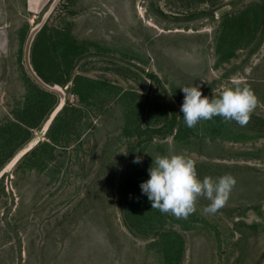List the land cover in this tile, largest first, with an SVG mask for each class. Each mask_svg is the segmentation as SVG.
I'll list each match as a JSON object with an SVG mask.
<instances>
[{
    "label": "rangeland",
    "instance_id": "374dc122",
    "mask_svg": "<svg viewBox=\"0 0 264 264\" xmlns=\"http://www.w3.org/2000/svg\"><path fill=\"white\" fill-rule=\"evenodd\" d=\"M252 1L261 2L0 0V126L15 122L11 111L27 98L25 79L31 76L24 63L25 43L31 29L41 24L48 32L54 28L69 30L78 40L92 41V51L73 61L72 77L81 74L117 85L127 92L125 102L128 98L131 105L143 107L150 128L163 127L173 111L180 118L184 96L180 87L199 85L211 98L227 86H239L249 88L257 104L246 125L228 122L242 134H255L258 127H264L256 119H264V26H258L248 45L219 67L215 65L213 44L220 16L237 12ZM226 7L224 13L217 14ZM247 12L253 22L256 13H251V8ZM245 28L241 14L239 34L243 35ZM45 39L44 32L36 41L30 62L36 73L53 81L58 75L57 62L48 58L43 47ZM230 44L231 40H226V45ZM250 48L254 52L248 54ZM39 86L57 94L53 111L57 110L62 104L60 94ZM56 86L64 103L69 100V109L79 104L80 98L70 90L71 80L64 88ZM96 95L105 94L97 91ZM93 101L96 104L91 120L96 128L81 136L84 139L89 134L81 153L70 155L69 149L76 146L70 141L66 154L58 147L52 149V157H41L43 162L38 167H29L35 164L31 161L38 158L37 154L20 163L29 146L46 139L45 122L41 129H32L31 140L17 152L25 150L14 163L9 165L17 154L0 171V264H163L156 246L148 247L156 237L135 235L124 223L125 208L117 189L124 169L119 152H126L127 141H113L112 136L119 130L108 135L103 132L109 124L98 114L102 101ZM115 105L122 108L118 100L106 112ZM163 113L167 120L160 119ZM108 116L103 119L115 118ZM192 128V137L207 136L206 145L179 150L211 164L209 177L213 180L230 174L236 183L215 213L205 211L210 202L203 196L187 218L157 211L166 228L183 236L185 249L179 264H264V137L236 141L217 136L211 141L203 120ZM172 141L173 135L164 139L156 135L143 157L155 160L160 155L177 153ZM91 151L96 159H90ZM243 151H251V156L246 159L236 155Z\"/></svg>",
    "mask_w": 264,
    "mask_h": 264
},
{
    "label": "trees",
    "instance_id": "16d2710c",
    "mask_svg": "<svg viewBox=\"0 0 264 264\" xmlns=\"http://www.w3.org/2000/svg\"><path fill=\"white\" fill-rule=\"evenodd\" d=\"M249 8H251V13H256V18L253 22L247 15V9ZM238 12H242L241 14L244 15L245 19L246 28L242 30L243 35L238 32V20L241 15H236ZM220 17L222 19L219 22L220 28L215 32L217 34L213 39L216 67L231 61V59L236 56L237 50L242 49L244 45H248L256 34V28L258 26H264V0H261V2H249L237 12H225ZM243 25V22L240 21V29H242ZM44 32L46 33V39L45 45L43 43V47L46 50L48 58L54 60L55 63L57 62L56 70L58 75L55 80L48 81V79L42 77L38 72L37 74L46 83L53 85L57 84L62 88L71 80L72 88H70V90L78 95L80 102L77 106L69 109L66 105V102L69 100H65V103L54 115L47 128L46 139L42 141L39 140L33 145L21 157L20 163L27 162L28 156L37 154L38 158L31 161L35 164L29 165V167H38L43 162L41 157H44V160L45 158L52 157H50V155H52V149L55 150V148L57 149L58 147L63 154H66V148L70 146L68 145L70 141L76 145L69 149L70 155L72 156L73 153H76V155L81 153L84 142H88L87 136L89 134L84 139H81V136L84 135L88 129L92 127L96 128L94 124L92 125L91 120V116L94 114L92 106L96 104L93 99L100 98L102 103L99 104L98 114L101 116L102 120H104V123L109 124L103 132L108 135L111 132L119 130L112 136L113 141L122 140L124 143L127 141L125 143L126 152H119V158L123 162L124 169L120 174L117 189V194L120 196L125 208L123 213L124 223L135 235L145 238L156 237V239L153 238L152 242H149L148 247L156 246L155 252L162 253L161 262L163 264H179L185 249L183 236L174 232V230L166 228L165 223L159 218V214H157L158 209L151 208L150 201L140 189V183L148 178L149 173L147 170L154 161L152 158L147 159L143 157L145 155L144 150L148 146L153 145V139L156 138V135L162 139L166 138L167 135H173L172 145L175 147V152L185 154L181 152L179 148H188L189 145L190 147L192 146V148L194 145H206L204 139L207 138V136L204 135L201 137V135H197L198 139L192 137L193 135L191 132L193 128L186 126L181 111L180 118H177L178 114L173 111L169 121H166L163 127L150 128L151 122L146 121L143 114V107L140 108L131 105L128 98L125 102L126 97L124 95L127 94V92L125 93L124 90L122 91L117 85L109 84L102 80L96 81V79L81 74H75L72 77L73 61L89 54L92 51L89 47L93 42L78 40L73 37L69 30L54 28L48 32L46 27H42L32 44L30 60L31 54H33L34 49H36L35 45L37 39L40 34ZM22 39L23 37H21V41ZM228 39L231 40L229 46L226 45V40ZM257 43H261L260 38L257 39ZM253 52L254 49L250 48L248 54ZM227 75V72L223 74L224 77H227ZM25 80L28 91V93L26 91L27 94H25L27 98L23 105H18L15 110L11 111L15 118L13 121L15 122L9 121L0 126V171L3 169L4 165L31 140L32 129H41V126L50 118V113L51 111L53 112V108L58 102V96L55 92L42 89L37 83L31 80L30 77H26ZM254 88H257V86H254ZM97 91L100 93L103 92L105 95L103 97H101V95H96ZM131 95L133 94H130V96ZM118 100L122 102V108L120 109V107L115 105L111 107L112 111L110 110L109 113H107L106 110L110 105H114V102ZM83 104H85L84 107ZM108 115H113L115 121L112 119H103ZM148 115L151 119L152 115L150 113ZM163 115L164 113L160 116V119L163 118ZM163 119L167 120V116ZM256 119L264 124V119L259 117H256ZM203 121L204 127L210 134L209 139L211 141H214L218 137L221 139H234L236 141L242 140V138L248 139V137L249 139L264 137V127H258L255 134L247 135L234 129L230 122L224 120L220 116H215L211 120ZM104 123L102 122L100 135ZM72 130L74 136L72 135ZM70 137L73 139L71 140ZM93 151H91V156ZM251 153V151H243L237 152L236 155L247 159L248 155L251 156ZM230 154L232 157L234 153ZM185 155L191 158L189 154ZM137 156L141 157L139 163L134 162V158ZM90 159L93 160L96 158L93 157ZM192 160L195 162L197 173L200 178L212 176L210 175L211 164L204 163L202 160ZM81 163H84V160H82ZM102 165L105 164L102 162ZM83 166H85V163ZM105 178H109V174L106 175Z\"/></svg>",
    "mask_w": 264,
    "mask_h": 264
},
{
    "label": "clouds",
    "instance_id": "9594fccd",
    "mask_svg": "<svg viewBox=\"0 0 264 264\" xmlns=\"http://www.w3.org/2000/svg\"><path fill=\"white\" fill-rule=\"evenodd\" d=\"M180 88L184 94L180 111L189 128L195 127L201 120H211L215 116L226 121L234 120L244 126L257 104L255 95L247 87L227 86L218 96L211 98L202 93L199 85ZM140 161L141 157L134 158V162ZM147 171L149 176L141 181L140 189L150 201L151 208H156L161 213H171L177 218H187L193 213L196 201L201 196L210 202L205 211L215 213L224 205L236 183L230 174L217 180L200 178L195 162L182 153L156 157Z\"/></svg>",
    "mask_w": 264,
    "mask_h": 264
},
{
    "label": "water",
    "instance_id": "95a60500",
    "mask_svg": "<svg viewBox=\"0 0 264 264\" xmlns=\"http://www.w3.org/2000/svg\"><path fill=\"white\" fill-rule=\"evenodd\" d=\"M228 9V7L226 8H222V9H219L217 11V14H222L224 13L226 10ZM44 23V21L42 22V24ZM39 29H41V24L37 25V28L35 29H31L29 35H28V38L26 40V43H25V50H24V63H25V67L27 69V72L29 73V75L31 76V78L36 82L38 83L39 85H43L44 87L46 88H50L51 90L53 91H56L60 94L61 96V102L62 104L58 106V109L57 110H54L52 115L50 116V119L48 120L46 126H45V129H47L48 127V124L50 123V121L53 119L54 115L57 113V111L62 107L63 103H64V96L62 93H60L59 91H57L55 89V85L54 86H50L48 85L44 80H42L39 75L35 72V70L33 69L32 67V64L30 62V50H31V44H32V41L35 37V34L39 31ZM32 146H29V149L31 148ZM28 149V150H29Z\"/></svg>",
    "mask_w": 264,
    "mask_h": 264
},
{
    "label": "bare ground",
    "instance_id": "6f19581e",
    "mask_svg": "<svg viewBox=\"0 0 264 264\" xmlns=\"http://www.w3.org/2000/svg\"><path fill=\"white\" fill-rule=\"evenodd\" d=\"M55 88H59L58 86H56ZM32 144H35V143H32ZM33 146V145H31ZM25 151V150H22L20 151V153H17V155L11 160L10 164L9 165H12L14 163V161L17 159V157L22 154V152Z\"/></svg>",
    "mask_w": 264,
    "mask_h": 264
},
{
    "label": "crops",
    "instance_id": "0c3cea01",
    "mask_svg": "<svg viewBox=\"0 0 264 264\" xmlns=\"http://www.w3.org/2000/svg\"><path fill=\"white\" fill-rule=\"evenodd\" d=\"M49 120V119H48ZM48 120L46 121V123H45V126H46V124H47V122H48ZM51 122V121H50ZM50 124V123H49ZM49 124H48V126H49ZM48 128V127H47Z\"/></svg>",
    "mask_w": 264,
    "mask_h": 264
}]
</instances>
